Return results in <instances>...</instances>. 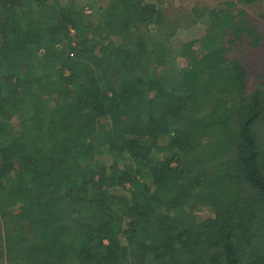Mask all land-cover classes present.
<instances>
[{
    "label": "trees",
    "instance_id": "1",
    "mask_svg": "<svg viewBox=\"0 0 264 264\" xmlns=\"http://www.w3.org/2000/svg\"><path fill=\"white\" fill-rule=\"evenodd\" d=\"M104 1L0 0V264H264V0Z\"/></svg>",
    "mask_w": 264,
    "mask_h": 264
},
{
    "label": "rangeland",
    "instance_id": "2",
    "mask_svg": "<svg viewBox=\"0 0 264 264\" xmlns=\"http://www.w3.org/2000/svg\"><path fill=\"white\" fill-rule=\"evenodd\" d=\"M91 2V3H105L106 1L104 0H79V2ZM146 3H159V4H164L163 2H165L166 4L171 6V13H173L175 15L176 10H178L180 8L181 5H184L182 3H186V2H191V1H196V0H145ZM193 2V3H194ZM189 5V4H187ZM94 17H92L91 19H93ZM203 32V27L200 24H197L196 26H192V27H188L185 28L183 30L180 31L179 36L176 38L177 39V43H181L183 41H185L186 39H189L192 37H197L199 35H201ZM252 53V55H249L246 59L247 61H249L248 65L251 67L252 71L249 74L248 78H247V84H246V96L249 95L258 85H259V79L260 77L258 76L259 74H263V70H264V51H252L250 52ZM243 193L244 195L247 193H250V190L247 189L246 190V185H243Z\"/></svg>",
    "mask_w": 264,
    "mask_h": 264
}]
</instances>
